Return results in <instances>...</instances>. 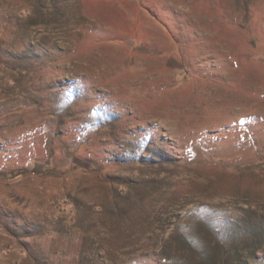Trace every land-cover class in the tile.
Wrapping results in <instances>:
<instances>
[{
    "label": "rangeland",
    "instance_id": "rangeland-1",
    "mask_svg": "<svg viewBox=\"0 0 264 264\" xmlns=\"http://www.w3.org/2000/svg\"><path fill=\"white\" fill-rule=\"evenodd\" d=\"M0 264H264V0H0Z\"/></svg>",
    "mask_w": 264,
    "mask_h": 264
}]
</instances>
